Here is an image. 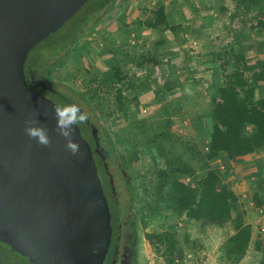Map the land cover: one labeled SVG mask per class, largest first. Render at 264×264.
Returning a JSON list of instances; mask_svg holds the SVG:
<instances>
[{
  "label": "crops",
  "instance_id": "crops-1",
  "mask_svg": "<svg viewBox=\"0 0 264 264\" xmlns=\"http://www.w3.org/2000/svg\"><path fill=\"white\" fill-rule=\"evenodd\" d=\"M237 7L239 0H115L71 48L65 74L90 96L94 114L114 130L122 120L148 132L157 120L150 140L156 136L161 157L175 161L173 166L189 165L201 173L213 168L220 174L233 163L239 208L252 226L248 251L231 254L232 221L210 222L193 238L208 244L213 230L218 244L227 243L234 264H260L262 250L256 242L264 239V147L238 164L230 163L226 152L207 158L211 98L224 81L223 58L236 52V57L256 62L242 41L259 28L257 20H240Z\"/></svg>",
  "mask_w": 264,
  "mask_h": 264
},
{
  "label": "water",
  "instance_id": "water-1",
  "mask_svg": "<svg viewBox=\"0 0 264 264\" xmlns=\"http://www.w3.org/2000/svg\"><path fill=\"white\" fill-rule=\"evenodd\" d=\"M88 0H0V241L34 264H104L112 213L94 151L73 125L80 155L56 131L55 100L33 88L29 52ZM38 118L45 147L25 133ZM126 174V173H124Z\"/></svg>",
  "mask_w": 264,
  "mask_h": 264
},
{
  "label": "rangeland",
  "instance_id": "rangeland-1",
  "mask_svg": "<svg viewBox=\"0 0 264 264\" xmlns=\"http://www.w3.org/2000/svg\"><path fill=\"white\" fill-rule=\"evenodd\" d=\"M97 1L88 0L78 15H82L85 9L92 7ZM239 3L241 7H237V10L241 11V13L236 17L240 20L245 19L247 24L258 15L264 14V0H239ZM67 28V25L62 26L58 31L46 37L34 47L32 55L41 52L37 57L35 71L44 78H47L51 72V79L54 83L66 86L65 89L62 88V91L82 104L81 106L88 112L93 123L96 127L100 128V134L104 136V139H108L107 137L109 136L110 139L108 140L111 141V146L120 153L126 165L127 173L131 177L130 184L126 185V182L124 183L125 177L121 174L123 175L122 180L113 159H111L110 163L111 171L115 188L122 195L120 200L123 197L127 204H132L135 207V214L138 215L140 264H234L235 261H232L229 250L226 247L227 243H224V245L218 244V237L213 230L207 238L209 245L199 242V238H193V235H197L200 232L202 226L209 225L207 220H191L185 213L179 214L173 207L175 192L170 185L167 174L170 172V168L175 161L163 160L160 149L156 144V136L151 138L152 142L150 140V134L152 132H154L153 135L155 134L157 120L152 121V127L148 129V132L143 128L139 129V125L132 123L127 125L122 120L117 121L119 127L117 130H114L107 119H102L100 116L94 114L92 108H95V104L91 101L90 96L80 90L75 80L71 81L70 78L66 77L65 61L74 45H72L65 56L60 57L58 60L54 59L64 48L61 45L62 35L66 32ZM251 31L252 33H247L248 36L242 42L247 47V55L250 58H254L256 62L249 63L245 60L246 57L241 61L236 57V52H234V54L223 58V72L227 69L228 73H230L241 64L242 70L247 71L251 78L255 72L263 69L264 53L261 52V47H264V28L259 27L255 29L253 27ZM57 44L61 46H57ZM46 48L48 51H45L43 54L42 51L46 50ZM252 85L255 90V99L263 97L264 80L254 81ZM71 89L78 94V97L70 94ZM245 130L250 131V127L246 126ZM147 138L148 140H146ZM244 159H232L230 163H242ZM233 165L232 163L229 168H222L220 175L224 184L236 189L235 184H233L237 181L235 173L232 171ZM204 174L205 172L201 173L194 170L191 173L186 172L182 174V177L188 183L199 185ZM121 202L123 203V201ZM255 203H257L256 198ZM240 210L241 207L238 212ZM238 212H235V214ZM164 232H169L168 239L170 241L174 240L176 243L173 257L171 255L166 256L167 243L164 245L157 238H155L154 242H151L147 238V235L150 233ZM219 250L222 251L220 256L218 254ZM181 251H183V257L180 255ZM168 258H172V261L170 262ZM236 261L238 262V260Z\"/></svg>",
  "mask_w": 264,
  "mask_h": 264
},
{
  "label": "trees",
  "instance_id": "trees-1",
  "mask_svg": "<svg viewBox=\"0 0 264 264\" xmlns=\"http://www.w3.org/2000/svg\"><path fill=\"white\" fill-rule=\"evenodd\" d=\"M114 1L98 0L92 7L85 9L82 15H78L82 8L79 9L64 24L68 27L62 35L61 45L64 48L54 60L65 56L72 45L79 41L86 31L111 9ZM162 10V8L158 10L159 15H163ZM256 20L254 26L264 28V14L258 15ZM45 51L47 52L48 49L46 48L42 53L44 54ZM261 52L264 53V47H261ZM239 59L242 61L244 58L239 56ZM239 66L230 73L227 69L224 70V81L217 89V94L211 98L213 126L210 134L208 159L216 157L220 152H226L231 159L243 158L264 147V97L255 99V90L252 85L254 81L264 80V67L255 72L253 77L246 78L245 70H242L241 64ZM34 74L36 77L39 76L48 88H52L59 95L66 96L70 101L79 103L62 91V88L65 89L66 86L52 81L51 72L47 78L41 76L37 71ZM70 94L78 97V94L72 89ZM246 126L250 127V131L245 130ZM193 171V167L189 165L170 168L167 175L175 192L173 207L179 214L185 213L191 220L203 219L208 223L213 222L219 225L232 221L235 232L228 239L231 245V254H245L251 243L252 226L246 220V211L238 212L240 195L235 189L224 184L221 175L213 168L204 174L199 185L188 183L183 179L182 174ZM257 203L262 204L258 199ZM235 212L238 213L235 214ZM169 235V232L150 233L147 238L151 242L157 238L160 243L164 245L167 243L166 256L173 257L176 243L174 240L168 239ZM263 240L259 239L256 242V248L262 250L260 264H264ZM180 255L183 257V251L180 252ZM168 260L171 262L172 258H168Z\"/></svg>",
  "mask_w": 264,
  "mask_h": 264
},
{
  "label": "flooded vegetation",
  "instance_id": "flooded-vegetation-1",
  "mask_svg": "<svg viewBox=\"0 0 264 264\" xmlns=\"http://www.w3.org/2000/svg\"><path fill=\"white\" fill-rule=\"evenodd\" d=\"M33 49L29 52L25 63L26 74L30 85L55 100L61 106L74 103L88 114L84 107L81 106L82 104L70 101L62 94L59 95L52 88H48L43 84V80L39 76H35V64L40 53L32 55ZM79 126L84 137L90 142L93 148L104 192L112 213L113 235L104 264H140L138 250L140 237L138 232V215L135 214V207L132 204H127L123 197L120 200L122 195L115 188L110 165L111 159L114 160L113 162L116 164L118 173L124 175V183L126 182V185H129L131 177L127 173L126 165L120 153L111 146V141L108 140L110 137L108 136V139H104V136L100 134V128L96 127L89 114L87 121L79 124ZM123 175H121L122 180ZM0 264H34V262L27 255H23L9 244L0 241Z\"/></svg>",
  "mask_w": 264,
  "mask_h": 264
},
{
  "label": "clouds",
  "instance_id": "clouds-1",
  "mask_svg": "<svg viewBox=\"0 0 264 264\" xmlns=\"http://www.w3.org/2000/svg\"><path fill=\"white\" fill-rule=\"evenodd\" d=\"M54 111L57 120L56 131L65 138L66 149L74 156L80 155V144L74 138L75 129L73 125L77 126L85 123L88 119V114L74 103L55 106ZM24 130L30 139L36 140L40 145L51 146L52 141L49 136V129L44 124H41L38 118L27 119Z\"/></svg>",
  "mask_w": 264,
  "mask_h": 264
},
{
  "label": "built area",
  "instance_id": "built-area-1",
  "mask_svg": "<svg viewBox=\"0 0 264 264\" xmlns=\"http://www.w3.org/2000/svg\"><path fill=\"white\" fill-rule=\"evenodd\" d=\"M245 77H246V78H250V76H249V74H248L247 71H245ZM262 230H264V229H262Z\"/></svg>",
  "mask_w": 264,
  "mask_h": 264
}]
</instances>
